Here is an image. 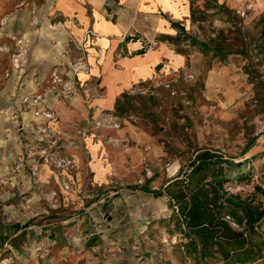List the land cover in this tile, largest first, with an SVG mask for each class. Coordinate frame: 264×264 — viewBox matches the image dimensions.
Instances as JSON below:
<instances>
[{
    "label": "rangeland",
    "instance_id": "rangeland-1",
    "mask_svg": "<svg viewBox=\"0 0 264 264\" xmlns=\"http://www.w3.org/2000/svg\"><path fill=\"white\" fill-rule=\"evenodd\" d=\"M54 1L0 0V264H229L187 255L152 191L208 149L237 163L226 189L264 205V0L194 1L209 7L169 41L183 63L112 101L85 63L92 35L49 33Z\"/></svg>",
    "mask_w": 264,
    "mask_h": 264
},
{
    "label": "crops",
    "instance_id": "crops-1",
    "mask_svg": "<svg viewBox=\"0 0 264 264\" xmlns=\"http://www.w3.org/2000/svg\"><path fill=\"white\" fill-rule=\"evenodd\" d=\"M194 1L55 0L54 11L63 23H50L47 28L61 44L71 39L81 45L85 31L92 32L85 43V63L112 101L134 83L152 78L157 69L183 63L169 41L177 40L180 30L195 20V7H209L207 3L195 6ZM213 1L230 8L248 4L247 0ZM140 39L155 40L156 46L146 48Z\"/></svg>",
    "mask_w": 264,
    "mask_h": 264
},
{
    "label": "trees",
    "instance_id": "trees-1",
    "mask_svg": "<svg viewBox=\"0 0 264 264\" xmlns=\"http://www.w3.org/2000/svg\"><path fill=\"white\" fill-rule=\"evenodd\" d=\"M201 44L220 59L226 58L224 45ZM248 148L247 143L244 151ZM236 164L216 151L201 149L164 187L152 191L156 197L167 196L185 238L183 250L196 263L218 256L229 264H247L262 257L264 242L252 239L264 218L262 201L232 193L224 186L227 167Z\"/></svg>",
    "mask_w": 264,
    "mask_h": 264
},
{
    "label": "built area",
    "instance_id": "built-area-1",
    "mask_svg": "<svg viewBox=\"0 0 264 264\" xmlns=\"http://www.w3.org/2000/svg\"><path fill=\"white\" fill-rule=\"evenodd\" d=\"M88 34H92V32L91 31H86V36L88 35ZM140 42L142 43V44H149V43H147L146 41H145V39H140ZM151 45H152V43H151Z\"/></svg>",
    "mask_w": 264,
    "mask_h": 264
}]
</instances>
